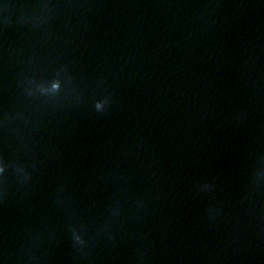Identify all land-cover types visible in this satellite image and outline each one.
Instances as JSON below:
<instances>
[{
  "label": "clouds",
  "instance_id": "1",
  "mask_svg": "<svg viewBox=\"0 0 264 264\" xmlns=\"http://www.w3.org/2000/svg\"><path fill=\"white\" fill-rule=\"evenodd\" d=\"M29 84H33L36 90L40 93L41 96L53 97L57 95L61 90V80L59 78L53 79L48 85L45 84H36L35 81H29ZM28 96H33L34 92L31 88L25 90ZM110 103L108 98H104L102 100H97L94 103V108L98 113H103L106 111V106ZM11 170L12 175L15 176L18 184L23 186L31 179V174L27 170V168L22 164L8 162L6 163L3 160H0V180H2L5 184L7 183V173ZM6 195V189H5ZM111 216L115 217L119 215V208L117 206H113L110 212ZM73 248L76 249L77 252L84 253V250L87 245V241L85 239V230L81 226V228L71 227L69 229Z\"/></svg>",
  "mask_w": 264,
  "mask_h": 264
}]
</instances>
